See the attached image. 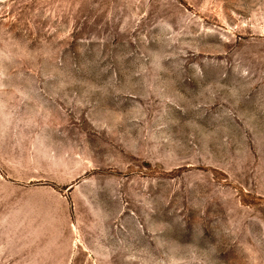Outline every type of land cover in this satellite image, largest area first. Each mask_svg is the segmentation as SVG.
<instances>
[{
  "label": "rangeland",
  "instance_id": "374dc122",
  "mask_svg": "<svg viewBox=\"0 0 264 264\" xmlns=\"http://www.w3.org/2000/svg\"><path fill=\"white\" fill-rule=\"evenodd\" d=\"M0 264H264V0H0Z\"/></svg>",
  "mask_w": 264,
  "mask_h": 264
}]
</instances>
